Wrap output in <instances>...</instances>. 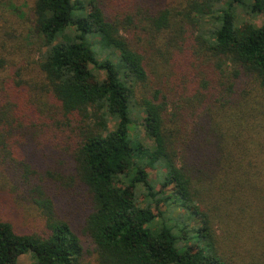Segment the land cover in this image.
I'll use <instances>...</instances> for the list:
<instances>
[{"label": "trees", "instance_id": "16d2710c", "mask_svg": "<svg viewBox=\"0 0 264 264\" xmlns=\"http://www.w3.org/2000/svg\"><path fill=\"white\" fill-rule=\"evenodd\" d=\"M13 2L0 0V157L16 168L11 128L19 150L64 149L48 176L80 207L61 214L33 177L45 232L0 220V264H264V23L237 14L264 17V0ZM139 119L150 145L131 136Z\"/></svg>", "mask_w": 264, "mask_h": 264}, {"label": "rangeland", "instance_id": "374dc122", "mask_svg": "<svg viewBox=\"0 0 264 264\" xmlns=\"http://www.w3.org/2000/svg\"><path fill=\"white\" fill-rule=\"evenodd\" d=\"M14 1L16 3L13 2L9 8L19 15V13H21L20 10H25V6L27 7V4H25L24 0ZM84 1L86 3L89 2V0ZM2 9L4 8L2 7ZM7 14L8 12L4 9V12H1L0 20H9V16ZM237 14L239 18H241L240 22L242 23L253 24L255 26H261L264 23V17L262 15H247L245 12H242L241 9L237 10ZM12 15L13 14L10 13V16ZM20 17L21 19H24L25 15L22 13ZM202 21V17L195 15L193 28L195 30L198 29L199 26L203 24ZM26 23L27 20L22 21V25H26ZM91 42L95 45L96 52L100 54L99 58L102 60L106 53L104 54L101 52V42L96 39L91 40ZM116 57H112L114 62H117ZM99 76L100 79L105 77L103 73H100ZM132 127L131 136L135 140H139L147 145L152 144L150 140L145 138L141 119H139L136 124L132 125ZM6 129L4 131V135L6 133ZM11 129H9L4 141H6V151L8 154L13 152L12 157L14 158L16 168L14 169L13 164L8 159H4L5 156L4 158L2 156L0 157V160H4L0 166V220L11 223L14 230L18 234H43L45 232L46 214H44V210L35 203V200L39 199L40 194L35 191L34 188H36L37 184L32 179L33 177L39 176L42 180H46V187L43 188V191L46 198H49V200L52 199L56 209H58V211L63 215L69 213L70 211V217H73V219L78 218L79 214L77 211L80 206H70L68 205V200L65 196H57L55 192L58 185L57 180L55 178H49L48 176L49 172L55 174L66 169L61 167V164L68 160L66 157L67 154L64 153V149L62 150L51 145L50 148L46 147L45 149L38 147V149L34 148L30 151L29 148L25 151H22V148L19 150V148L14 146L12 140H21L22 138L21 136H16L15 131ZM63 139L64 141L62 146H65V138ZM32 143V145L36 147L38 145L45 144V140L38 143L34 140ZM24 166H28L29 168H24ZM147 172L154 180L156 186L159 187L161 183L160 173L157 170H152L150 168L147 169ZM57 174H55V176H57ZM138 197L141 201L142 196L139 194ZM85 252L88 253L89 248H85ZM92 261V257L86 254L85 262L93 264ZM18 264H33V260L30 255L26 254L19 258Z\"/></svg>", "mask_w": 264, "mask_h": 264}]
</instances>
